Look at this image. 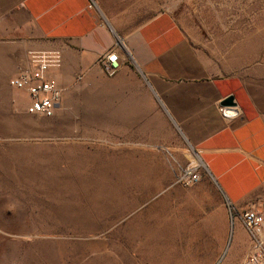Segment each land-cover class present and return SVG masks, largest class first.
<instances>
[{
  "label": "rangeland",
  "instance_id": "374dc122",
  "mask_svg": "<svg viewBox=\"0 0 264 264\" xmlns=\"http://www.w3.org/2000/svg\"><path fill=\"white\" fill-rule=\"evenodd\" d=\"M92 1L122 51L126 34L157 13L171 14L212 71L244 79L264 117V0ZM25 60L13 32L0 38V264H242L250 236L228 208L227 244L239 233L241 252L196 246L185 224L165 248L139 214V192L190 188L205 170L171 135L112 133V107L130 93L112 84L121 68L79 76L61 88L52 116L38 117L25 113V92L9 85ZM123 78L137 80L131 68ZM132 152L151 158H125ZM193 167L199 181L180 183ZM254 196L264 210V186ZM206 256L214 261H201Z\"/></svg>",
  "mask_w": 264,
  "mask_h": 264
},
{
  "label": "crops",
  "instance_id": "0c3cea01",
  "mask_svg": "<svg viewBox=\"0 0 264 264\" xmlns=\"http://www.w3.org/2000/svg\"><path fill=\"white\" fill-rule=\"evenodd\" d=\"M91 1L0 0V38L10 32L16 35L26 52L22 69L28 66L29 51H57L60 66L46 75L60 89L79 76H91L101 68L97 57L114 48L121 70L112 84L130 93L112 107V133L171 135L185 144L205 170L204 177L190 188L172 185L159 193L155 189L154 196L150 190L143 196L139 192L143 198L139 214L153 224L155 238L165 248L173 246L178 225L185 224L196 233L191 236L196 246H213L216 254L226 245L241 252L244 245L239 233L227 244L228 206L238 212L264 211L254 196L264 186V117L257 98L241 76L212 71L171 14L157 13L126 34L122 51L97 11L89 7ZM130 68L137 80L127 82L123 77ZM25 96L24 111L29 102ZM228 96L233 97L235 118L225 116L220 105ZM125 144L130 148L135 142L128 139ZM124 155L132 161L151 158L147 153L144 157L135 152ZM201 261L214 259L206 256Z\"/></svg>",
  "mask_w": 264,
  "mask_h": 264
},
{
  "label": "built area",
  "instance_id": "2783aa9c",
  "mask_svg": "<svg viewBox=\"0 0 264 264\" xmlns=\"http://www.w3.org/2000/svg\"><path fill=\"white\" fill-rule=\"evenodd\" d=\"M89 7H93L92 1ZM60 60V54L54 50L31 51L28 54V66L9 79L10 87L27 94L29 102L25 111L28 114L52 116L61 98V89L46 74L58 67ZM96 62L108 76L116 73L121 65L114 48L99 55ZM199 178L200 174L193 167L186 168L178 181L190 186L197 183ZM228 210L232 219L234 216L239 218L250 236L251 248L242 264H264V211L248 208L238 212L232 206H228Z\"/></svg>",
  "mask_w": 264,
  "mask_h": 264
},
{
  "label": "water",
  "instance_id": "95a60500",
  "mask_svg": "<svg viewBox=\"0 0 264 264\" xmlns=\"http://www.w3.org/2000/svg\"><path fill=\"white\" fill-rule=\"evenodd\" d=\"M222 107H224V110H223V114L227 117H229L227 115V111L226 110H229L231 109L232 110V107H234V102H233V97L232 96H228L226 98H224V100L221 102L220 104Z\"/></svg>",
  "mask_w": 264,
  "mask_h": 264
},
{
  "label": "clouds",
  "instance_id": "9594fccd",
  "mask_svg": "<svg viewBox=\"0 0 264 264\" xmlns=\"http://www.w3.org/2000/svg\"><path fill=\"white\" fill-rule=\"evenodd\" d=\"M226 111H227V115L229 117L235 118V116L237 115V112L235 110L229 109V110H226Z\"/></svg>",
  "mask_w": 264,
  "mask_h": 264
}]
</instances>
